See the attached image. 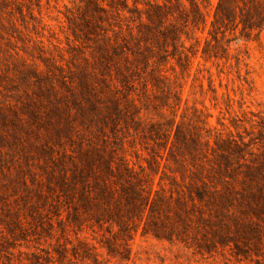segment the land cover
<instances>
[{
  "label": "trees",
  "instance_id": "16d2710c",
  "mask_svg": "<svg viewBox=\"0 0 264 264\" xmlns=\"http://www.w3.org/2000/svg\"><path fill=\"white\" fill-rule=\"evenodd\" d=\"M78 1L79 11H69V27L75 39L82 35L94 42L97 56L90 70L75 74L71 70L66 73L46 57L40 39L25 38L29 22L34 27L41 24L36 16L41 13L40 0H0V107L9 105L8 95L31 98L35 88L33 94L55 107L57 118H63L61 107L71 101L84 122L77 141L70 132L63 134L76 144V157L65 153L74 168L70 175L51 176L46 195L41 186L29 191L23 183L24 212L31 221L19 210L4 206L0 225L15 238L25 239V230L32 228V222L35 226L36 220L42 221V210L47 208V225L54 229L57 224L62 237L70 229L78 235L85 226L100 233L99 242L108 255L128 259V244L142 224L143 235L152 233L168 241L175 235L186 242L193 229V213L199 214L197 221L202 224L213 223L205 219V213L216 214L219 221L227 217L236 230L241 225L231 217L232 210L246 207L263 218L264 116L258 122L232 120L236 131L243 130L236 136L222 122L220 129L207 122L206 128H194L184 114L179 119L176 116L180 91L171 85L164 67L173 60L182 73L189 72L191 58L201 47L194 31L202 33L207 25L199 0ZM263 30L264 0H216L201 58L224 59L231 41L228 34L239 32L244 39H258ZM137 86L145 101L168 108L171 117L147 126L138 124L141 108L136 101L141 103V99ZM101 121L110 124V135L99 129ZM127 121L136 127L133 135L125 126ZM138 133L153 143V155L147 160L149 171L142 166L137 170L126 158V143H131L126 139ZM131 145L135 148V141ZM222 225V230L229 228ZM3 240L9 241L6 235ZM76 240L85 253L87 243L79 237Z\"/></svg>",
  "mask_w": 264,
  "mask_h": 264
},
{
  "label": "rangeland",
  "instance_id": "374dc122",
  "mask_svg": "<svg viewBox=\"0 0 264 264\" xmlns=\"http://www.w3.org/2000/svg\"><path fill=\"white\" fill-rule=\"evenodd\" d=\"M199 3L207 25L202 33L194 31V36L200 39L202 47L204 39L208 37L216 0H209V3L199 0ZM40 6L41 13H36V16L41 19V24L34 27V23L29 22V29L24 31L25 38L33 41L40 39L46 57L61 65L66 73L70 70L75 74L83 69L90 70L97 56L95 44L91 40H85L82 35L81 39H75L67 21L69 11H79V1L40 0ZM227 39L231 41L224 59L205 61L201 58L199 47L197 54L191 58L189 72L182 73L173 60L164 69L171 76V85L180 91L181 103L177 119L184 114L187 123L194 128H206L204 123L207 122L220 129L219 122H222L236 136V132L243 134V130L236 131L231 125L232 120L240 123L238 120L251 118L258 122V118L264 116V30L258 39H244L239 32L228 34ZM192 43L193 40L186 43V46L189 47ZM36 62L45 70L42 62ZM171 66L175 67V73ZM69 78L76 80L71 75ZM160 86L166 85L159 84L158 87ZM34 90L35 88L31 89V98L8 95L6 100L9 105L0 107L2 220L4 206H9L19 210L20 214L31 221L24 212L26 194L23 187L20 188L23 183L29 191L37 189L36 185L41 186V192L46 195L45 186L51 176H69L74 169L71 160L66 157H76V144L68 142L63 134L68 131L77 141L76 134L82 132L84 124L81 113L69 101L67 107H61L63 118H57L53 115L55 107L52 108L44 100H38L33 94ZM136 94L141 99V103L136 101L141 108L136 120L141 126L171 117L168 108L161 109L160 106L155 107L153 103L145 101L140 86H137ZM102 114L106 115L107 111L103 110ZM69 123L72 129L69 128ZM121 125L124 126V123L121 122ZM125 126L133 135V128H136L134 124L127 121ZM98 127L110 135L108 122L101 121ZM254 131L257 132V129ZM126 140L131 142L126 143L129 164L137 170L138 166H142L149 171L147 160L153 155V143L147 137L143 138L141 133ZM133 140L135 148L131 147ZM146 143L150 145H145ZM155 149L158 151L156 146ZM80 164L81 160L78 161V165ZM158 180L159 174L155 176L156 184ZM42 213V221L36 220L35 226L32 222V228L25 230V239L15 238L0 225V264H264V217L255 215L246 207L232 210L231 217H236L241 225L239 230H236L232 220L227 217L219 221L216 214L205 213V219H211L213 223L202 224L197 221L198 213L191 214L194 224L193 229L187 233L186 242L177 239L175 235L172 241L165 237L158 239L152 233L143 235L142 224L128 244L129 251L125 253L129 256L128 259L108 255L106 248L99 242L100 233L94 234L85 226L78 235L70 229L62 237L57 224H54V229L47 225L50 216L47 208ZM223 223L229 228L222 230L220 226L223 227ZM3 235L8 237V242L3 240ZM77 237L87 243L88 250L85 253L78 246ZM74 248L77 253H74ZM63 253L64 257H61Z\"/></svg>",
  "mask_w": 264,
  "mask_h": 264
}]
</instances>
